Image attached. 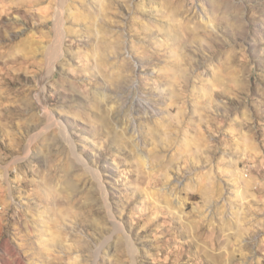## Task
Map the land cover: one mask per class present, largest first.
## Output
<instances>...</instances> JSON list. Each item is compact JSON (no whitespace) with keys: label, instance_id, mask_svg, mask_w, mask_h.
Returning <instances> with one entry per match:
<instances>
[{"label":"rangeland","instance_id":"1","mask_svg":"<svg viewBox=\"0 0 264 264\" xmlns=\"http://www.w3.org/2000/svg\"><path fill=\"white\" fill-rule=\"evenodd\" d=\"M0 264H264V0H0Z\"/></svg>","mask_w":264,"mask_h":264},{"label":"bare ground","instance_id":"2","mask_svg":"<svg viewBox=\"0 0 264 264\" xmlns=\"http://www.w3.org/2000/svg\"><path fill=\"white\" fill-rule=\"evenodd\" d=\"M61 42H62V41H61ZM61 42H60V43H61ZM60 43H59V44H60ZM57 45H58V44H57ZM55 53H56V52H55ZM49 54H50V52H49ZM49 73H50V72H49ZM43 77H44V76H43ZM43 80H44V79H43ZM41 91H42V90H41ZM42 97H43V96H42ZM42 101H43V100H42ZM50 123H51V122H50ZM48 199H49V198H48ZM57 200H58V199H57ZM62 201H63V200H62ZM33 205H34V204H33Z\"/></svg>","mask_w":264,"mask_h":264}]
</instances>
